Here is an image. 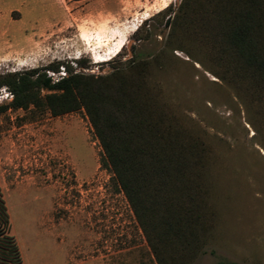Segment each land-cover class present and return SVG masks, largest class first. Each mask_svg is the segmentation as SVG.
<instances>
[{"label": "rangeland", "instance_id": "obj_1", "mask_svg": "<svg viewBox=\"0 0 264 264\" xmlns=\"http://www.w3.org/2000/svg\"><path fill=\"white\" fill-rule=\"evenodd\" d=\"M164 1L0 0V80L147 60L151 107L204 147L200 247L180 264H264V81L218 59L199 21L166 24L181 0ZM9 102L0 103V190L22 264H156L84 110L54 116Z\"/></svg>", "mask_w": 264, "mask_h": 264}, {"label": "trees", "instance_id": "obj_2", "mask_svg": "<svg viewBox=\"0 0 264 264\" xmlns=\"http://www.w3.org/2000/svg\"><path fill=\"white\" fill-rule=\"evenodd\" d=\"M188 19L199 21L218 59L236 74L264 81V0H181L165 23L181 26ZM146 64L133 55L124 69L70 73L55 83L30 69L6 74L0 84L10 89L12 108L33 106L54 116L83 109L102 149L100 162L125 196L156 264H180L200 247L204 147L151 107L144 91ZM0 264H22L1 190Z\"/></svg>", "mask_w": 264, "mask_h": 264}, {"label": "built area", "instance_id": "obj_3", "mask_svg": "<svg viewBox=\"0 0 264 264\" xmlns=\"http://www.w3.org/2000/svg\"><path fill=\"white\" fill-rule=\"evenodd\" d=\"M47 77L51 79L52 83L58 82L60 79L66 76L65 69L60 70H47ZM12 93L7 89V87H0V103H2L4 100H11L12 99Z\"/></svg>", "mask_w": 264, "mask_h": 264}, {"label": "bare ground", "instance_id": "obj_4", "mask_svg": "<svg viewBox=\"0 0 264 264\" xmlns=\"http://www.w3.org/2000/svg\"><path fill=\"white\" fill-rule=\"evenodd\" d=\"M167 1V0H166ZM166 1H164L163 2V4H162V7H165L166 6ZM121 46H122V44L120 43V44H118L117 46H116V48H115V50H114V52H117L120 48H121ZM109 54H111V53H109ZM99 60V59H98ZM25 181V179H23V182ZM27 182V181H26ZM27 185H31V181L30 182H28L27 183ZM20 237V239L19 240H22V237H21V235L19 236ZM20 243H21V241H20Z\"/></svg>", "mask_w": 264, "mask_h": 264}]
</instances>
